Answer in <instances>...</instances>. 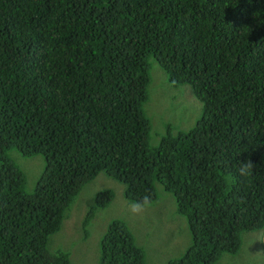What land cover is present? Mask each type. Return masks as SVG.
<instances>
[{"label": "trees", "instance_id": "16d2710c", "mask_svg": "<svg viewBox=\"0 0 264 264\" xmlns=\"http://www.w3.org/2000/svg\"><path fill=\"white\" fill-rule=\"evenodd\" d=\"M152 59L203 104L154 148ZM12 149L45 160L33 193ZM101 172L136 205L156 182L174 196L192 243L166 264H219L264 232V0H0V264H72L50 238ZM113 199L96 195L86 233ZM100 250L99 264H147L118 220Z\"/></svg>", "mask_w": 264, "mask_h": 264}, {"label": "rangeland", "instance_id": "374dc122", "mask_svg": "<svg viewBox=\"0 0 264 264\" xmlns=\"http://www.w3.org/2000/svg\"><path fill=\"white\" fill-rule=\"evenodd\" d=\"M151 123L150 146L157 147L168 131L186 132L202 117L203 104L189 84L174 86L155 59H152L149 99L144 106ZM172 128V129H171ZM10 157L27 177L26 192L33 193L44 168L43 156H24L12 149ZM125 185L101 172L84 186L66 213L60 232L51 236L49 250L70 254L72 264H99L100 241L110 222L126 224L135 244L145 252L147 264H166L185 254L192 236L185 216L177 212L174 196L156 182L157 199L136 205L125 197ZM112 190L114 199L94 213L87 233L84 218L96 202V195ZM242 247L236 255L224 253L219 264H264V232H243Z\"/></svg>", "mask_w": 264, "mask_h": 264}]
</instances>
